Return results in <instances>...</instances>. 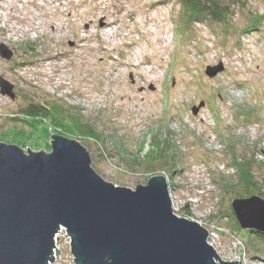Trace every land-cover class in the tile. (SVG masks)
Returning a JSON list of instances; mask_svg holds the SVG:
<instances>
[{
	"label": "rangeland",
	"instance_id": "obj_1",
	"mask_svg": "<svg viewBox=\"0 0 264 264\" xmlns=\"http://www.w3.org/2000/svg\"><path fill=\"white\" fill-rule=\"evenodd\" d=\"M11 4L0 9V43L15 51L10 60L0 56V75L16 97L0 93V142L50 151V135L58 133L81 142L111 183L135 189L163 175L174 213L205 226L225 260L227 233L237 232L232 156L264 162L263 0H238L226 21L204 18L187 27L177 0ZM219 62L223 70L207 75L206 66ZM32 102L75 114L100 139L77 134L68 121L53 125L50 117L31 118V126L21 109ZM14 129L25 133L18 143ZM158 139L162 149H175L167 164L147 156L160 151ZM253 173L264 179V167ZM239 233L250 255L264 259L259 235ZM55 241L60 253L51 263L75 264L65 232Z\"/></svg>",
	"mask_w": 264,
	"mask_h": 264
},
{
	"label": "water",
	"instance_id": "obj_2",
	"mask_svg": "<svg viewBox=\"0 0 264 264\" xmlns=\"http://www.w3.org/2000/svg\"><path fill=\"white\" fill-rule=\"evenodd\" d=\"M12 55L0 43V56ZM223 68L219 62L205 71L213 77ZM0 93L16 97L2 75ZM203 105L192 106V113ZM49 143L50 151H26L0 142V264L53 262L61 227L75 264H240L221 259L205 226L174 213L163 175L135 189L120 186L95 171L81 142L57 133ZM231 201L240 228L264 234V198L255 193Z\"/></svg>",
	"mask_w": 264,
	"mask_h": 264
},
{
	"label": "trees",
	"instance_id": "obj_3",
	"mask_svg": "<svg viewBox=\"0 0 264 264\" xmlns=\"http://www.w3.org/2000/svg\"><path fill=\"white\" fill-rule=\"evenodd\" d=\"M179 3L180 9V17L182 18L183 26L187 27L189 24L194 23V21L197 20H203L204 18H209L213 21H226L228 18V14L231 12L230 6L237 2L238 0H177ZM264 2V0H263ZM253 26H256V23L253 22ZM12 49V48H11ZM14 52L15 50L12 49ZM2 57V56H1ZM55 106H46L45 104H39V103H29L23 106L21 109L22 114V121H25L26 123L33 126L29 120L34 117H42L47 118L50 117V121L53 125H64L67 121L70 122L72 128L76 131L77 134H81L83 137H92L95 139H100V135L96 130L92 127V125L87 123H82L80 119L75 116V114L66 112L65 110L56 111L57 113H54ZM34 127V126H33ZM15 130V129H14ZM68 130V128H67ZM66 130V133H67ZM33 133V132H31ZM25 133H22L20 130H15V133L12 135V137L15 138V142H19V138L23 137ZM28 135V134H26ZM32 134L28 135V138ZM14 143V142H13ZM24 143V142H22ZM155 147L159 148L160 151L150 152L147 154V156H151L154 159L161 160L163 163H168L173 159L171 155H173V147H168V150L170 149L171 152H168L166 149H162L161 145L163 144L162 140H156L155 141ZM25 145V144H24ZM154 147V148H155ZM232 164L237 170V184H233L235 188L233 189L234 196L244 197L251 194H259L264 198V179L259 181L253 173L254 167H264V162L257 160V158H251V157H238L236 155L232 156ZM155 161V160H154ZM264 178V177H263ZM231 216L235 223V234H240L239 231H241V228L239 226V223H237L236 217L234 212L231 208ZM248 230V229H247ZM251 233H255L259 235V238L264 241V234L261 232H255L253 230H248ZM241 235V234H240ZM251 244V243H250ZM253 245L251 244V247Z\"/></svg>",
	"mask_w": 264,
	"mask_h": 264
},
{
	"label": "built area",
	"instance_id": "obj_4",
	"mask_svg": "<svg viewBox=\"0 0 264 264\" xmlns=\"http://www.w3.org/2000/svg\"><path fill=\"white\" fill-rule=\"evenodd\" d=\"M8 6H14L13 4H11V0H0V9L3 7L8 8ZM61 231H64L66 234V230H64L63 227L60 228L59 233ZM227 234L229 238V243H228L229 248L228 250H225L224 255H223L225 256V260H234V261L239 260L240 264H264V259H262L261 257L250 255L247 249V245L245 244L244 240L242 239L240 235L234 234L232 232L227 233ZM57 235L58 233L55 236V240L57 238ZM208 235H209L208 242L211 245H213L211 241V235L209 234V232H208ZM66 236L68 237L67 234ZM68 240H69V237H68ZM213 247H215L216 251L218 250L215 245H213ZM53 252H54V256L56 257L55 248ZM49 264H52V263H49Z\"/></svg>",
	"mask_w": 264,
	"mask_h": 264
},
{
	"label": "bare ground",
	"instance_id": "obj_5",
	"mask_svg": "<svg viewBox=\"0 0 264 264\" xmlns=\"http://www.w3.org/2000/svg\"><path fill=\"white\" fill-rule=\"evenodd\" d=\"M171 200H172V198H171ZM55 244H56V242H55Z\"/></svg>",
	"mask_w": 264,
	"mask_h": 264
}]
</instances>
